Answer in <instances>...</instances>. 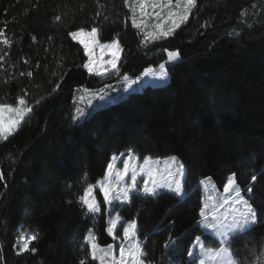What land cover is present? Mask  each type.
<instances>
[{
    "label": "trees",
    "instance_id": "trees-1",
    "mask_svg": "<svg viewBox=\"0 0 264 264\" xmlns=\"http://www.w3.org/2000/svg\"><path fill=\"white\" fill-rule=\"evenodd\" d=\"M132 17L124 0H0V28L12 41L0 44V105L22 97L32 108L0 139V264H99L88 255L86 233L114 248L133 219L144 264H196L189 252L197 237L221 247L200 226L199 182L209 177L221 188L230 173L257 222L227 246L239 264H264V0H197L186 22L154 40ZM93 27L97 42L119 41L113 76L88 73L84 47L69 36ZM165 50L180 53L165 68L166 84L145 85L73 120L75 91L158 68ZM129 150L140 161L175 156L184 194L134 192L106 211L97 181L113 156ZM89 184L99 202L94 216L78 199ZM117 215L120 239L113 240L105 229ZM32 234L36 252L17 255L18 237Z\"/></svg>",
    "mask_w": 264,
    "mask_h": 264
},
{
    "label": "snow or ice",
    "instance_id": "snow-or-ice-1",
    "mask_svg": "<svg viewBox=\"0 0 264 264\" xmlns=\"http://www.w3.org/2000/svg\"><path fill=\"white\" fill-rule=\"evenodd\" d=\"M125 5L130 8L133 12L132 17V25L135 28H139L143 30L146 27V21L143 19L149 14L146 12V7L151 6L152 9H160V11H154L152 15L156 18L164 20L165 18L162 16L163 11H167V20L171 21V27L165 28L161 23H157L155 25L156 29L159 31V35L155 34H146L145 39H159L161 37H168L174 31L180 27L181 23L186 22L189 19L191 10L196 6L197 0H124ZM133 5L139 6V11L142 19L138 22L135 18L136 8ZM175 6L177 9H181L180 11H171L170 9ZM57 21L61 18L59 16L55 17ZM98 30L93 27L90 31L86 32L85 29L81 28L76 31L69 32V36L74 40L78 41L83 45L84 51L89 56V60L86 61L83 65L89 73L95 72L97 75H104L111 70H117V61L120 58V45L118 40H112L110 43L101 45V47L111 49L112 58L106 62L104 66H94V61L91 57V52L89 50V43L84 39H81V35H87L92 38L93 42L95 41V37ZM12 41H10L6 34L5 29L0 28V44L5 46H10ZM144 43V41H142ZM167 52V61L159 64V69L161 70L157 73L153 68L148 67L144 69V72L141 73V76H154L159 79H164L165 73L164 70L166 68L167 63H174L175 61L180 59L179 51H168ZM3 57H0L2 60ZM31 75V73H29ZM124 79L127 80L128 77L125 75ZM140 77H137L139 80ZM135 83V81H133ZM101 99L103 97H100ZM18 106L12 105H0V139H7L12 132H14L17 126L22 122L24 117L31 113V106L27 105L26 101L21 97L17 100ZM7 111L10 114L7 120L4 119V112ZM83 116V113H79V115H74L73 120H79L80 117ZM123 155V154H122ZM132 151L129 150L127 153V157L124 159V167L122 170L115 172V181L116 187L114 188L111 183L108 181L112 177V172L114 169V164L110 162L107 166V170L105 172L104 181H97V185L100 186V190L104 196L105 203H112L113 200H120L121 203L128 202L129 195L133 191H143L148 196H153L157 194V189L161 187H168L171 191L175 192L177 195L182 194V180L174 179L172 182H165L164 184L157 183L155 179L154 173L151 169L147 170V177L144 179V184L142 189L138 187L137 176L138 173L136 171V167L131 165L132 159ZM118 157L113 156L112 160H116ZM173 164L177 163L176 157L169 158ZM150 157L144 158V165H140L141 171L145 170V165H148L150 162ZM131 168V177L130 183L124 187H120V183L124 180V177L129 174V169ZM183 169V165H180L176 172L181 173ZM169 175H174L169 169ZM0 180H3V174L0 173ZM205 180H210V178H205ZM205 180L200 181L203 185ZM257 177L253 175L251 177V181L255 182ZM175 183V187H172V183ZM96 186L89 184L83 191V194L78 197L79 201L82 205L87 209L86 214L95 213L99 211V202L95 199L94 190ZM242 189L237 184V177L235 173H230L227 176L226 181L223 184V192L227 194V198L224 199L223 203L225 205H231V213L233 215L232 222L226 227L223 225H217L215 223L205 224V227L212 229L217 236L221 239V247L218 249H210L204 248L203 244L200 242V238L197 237L196 243H201V259L199 264H208V261L211 260L213 264H239V262L234 258L232 250L227 246L230 242V238L234 235L242 234L245 232L251 225H254L257 222V211L250 203L249 199L245 198V195L242 194ZM247 192L250 194L252 192V188L248 187ZM111 196V199H110ZM205 207H202L200 210V214L202 217H205ZM214 220L217 217H213ZM122 222V217L117 215L114 218H110L108 227L105 231L109 236L112 237L113 240H119L120 237L116 234L118 231V226ZM224 228L222 231L221 228ZM136 232H137V221L135 219L128 221L126 224H123V243L120 246L119 259L117 260L115 256L112 257L114 264H144L142 259L144 253L142 251L141 245L138 240H136ZM37 239L35 234L20 236L18 237L17 243L13 245V248L16 249V254L21 255L24 252H36L34 247H30L33 241ZM95 236L92 234V230H89V234L85 237V241L87 243L89 249V257L92 260L104 259V257H98V250L107 251L113 248L112 244L107 245L106 249H99V245L95 243ZM126 245V246H125ZM189 255H193L190 251ZM79 264H86V260L82 259Z\"/></svg>",
    "mask_w": 264,
    "mask_h": 264
},
{
    "label": "rangeland",
    "instance_id": "rangeland-1",
    "mask_svg": "<svg viewBox=\"0 0 264 264\" xmlns=\"http://www.w3.org/2000/svg\"><path fill=\"white\" fill-rule=\"evenodd\" d=\"M135 8H136L135 18L139 22L142 19L140 11H139V6L136 5ZM170 10L175 12V11H180L181 9H177L175 6H173ZM154 11H160V9L154 10L151 8L150 5L146 7V12L149 15L143 18L146 21V27L143 28V31L146 34L151 33V34H155L158 36L159 31L155 27L157 23H161L163 27L165 28V30L167 29V27H171L172 25H171V21L167 20V11L162 12V16L165 18L164 20L156 18L154 15H152ZM88 31L90 30H86V32ZM81 39H84L85 41L89 43V50L91 52L92 60L94 61V66H104L106 62L112 58L111 56L112 50L109 48L101 47V45H105L110 42L99 43L97 42L96 38H95L96 42H93L91 37L84 35V34L81 35ZM87 57H88L87 59L88 61L89 60L88 54H87ZM167 59L168 57H166L165 62L167 61ZM171 64L173 63H167L166 67ZM153 69L157 73L161 71L159 67L153 68ZM116 72L117 70L110 69V71L108 73H105L104 75H97L95 72L90 73V74H93L100 78H107L111 75L112 76L115 75ZM164 73H165L164 79H159L154 76H141L140 74L139 76H137V77H140L139 80H137V77L131 78V79L128 78L127 80H125L124 77H122V79L119 82L107 83L104 87L98 90H87V89L77 90L74 92V96H73V104L75 106L74 115H79V113L82 112L83 116H81L79 119L81 120L92 109L98 108L108 103L115 102L119 97L125 96L127 93L134 92V91H140L145 85L156 86V85L166 84L169 80V77H168L166 70H164ZM133 81H135V83H133ZM100 97H103V98L101 99ZM15 106H18V105H15ZM3 115H4V119L7 120L9 116L13 114H10L7 111H5ZM79 120H76V121H79ZM126 157H127V153H124L123 155H120L118 159L114 161L113 160L110 161L114 164V169L112 172V177L108 182L111 183L114 188L116 187L115 172L123 169L124 159ZM171 157H175V156H169L165 159H161L160 161L157 159L150 160L149 164L145 165V170L141 171L140 165H144V160L140 161L138 157L133 155L130 163L132 166L136 167V171L138 173V176H137L138 187L142 189L143 184H144V179L147 177L148 169H151V171L154 173L157 183L164 184L165 182H172L174 181V179H181L182 185H183L184 170L182 169L181 173H177L176 170L180 166V163L177 159V163L173 164L172 161L169 159ZM169 169H171V172L174 175H169ZM130 177H131V168L129 169V174L124 177V180L120 183L119 186L124 187L127 184H129ZM202 180H205V178H203ZM175 186L176 185L173 182L172 187L174 188ZM199 186L202 191L201 208L205 207V205L207 206L205 208V217L201 216V220L199 222L200 226L202 227V229L209 231L215 238L221 241L220 237L217 236L212 229L205 227V224L215 223L218 226L223 225L226 227L232 222L233 215L231 213V205L230 204L225 205L223 203L224 199L227 198V194L223 192V187L218 188L214 184L211 178L210 180H205V183L203 185L199 182ZM97 187L100 189L99 185H97ZM159 191H168V192H171L177 195L175 192L171 191L168 187L158 188L157 192ZM134 192H140L142 194H145L143 193V191H133L131 193H134ZM183 194H184V190L182 188V194L177 195V196H182ZM110 199H111V196H110ZM114 201H117V200H113L112 202ZM106 204H107L106 211H109L111 209V203L110 204L106 203ZM95 213H90V214L94 216ZM114 217L116 216H111V218H114ZM213 217H217V219L214 220ZM221 230L223 231L224 228L222 227ZM88 234L89 232L86 233V236ZM120 246H121V243L117 247H114L111 250H107L106 252L98 250V253H97L98 257H104V259L102 260L98 258L96 261L99 264H114L112 257L115 256L117 260L119 259ZM204 248H207V247H204ZM99 249H106V248L99 247ZM201 251H202L201 243H196V245L192 247L191 249V252L193 253V255L191 256L195 257L196 264H199L200 262ZM208 264H213V262L209 260Z\"/></svg>",
    "mask_w": 264,
    "mask_h": 264
},
{
    "label": "crops",
    "instance_id": "crops-1",
    "mask_svg": "<svg viewBox=\"0 0 264 264\" xmlns=\"http://www.w3.org/2000/svg\"><path fill=\"white\" fill-rule=\"evenodd\" d=\"M123 154V153H122ZM122 154H120V155H122ZM120 155H118L117 157H120ZM104 181V180H103Z\"/></svg>",
    "mask_w": 264,
    "mask_h": 264
},
{
    "label": "water",
    "instance_id": "water-1",
    "mask_svg": "<svg viewBox=\"0 0 264 264\" xmlns=\"http://www.w3.org/2000/svg\"><path fill=\"white\" fill-rule=\"evenodd\" d=\"M0 173H1V170H0Z\"/></svg>",
    "mask_w": 264,
    "mask_h": 264
}]
</instances>
